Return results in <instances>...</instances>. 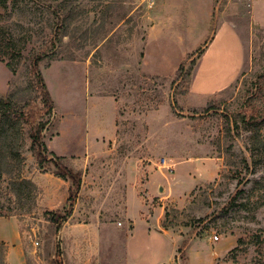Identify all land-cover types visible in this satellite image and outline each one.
Returning <instances> with one entry per match:
<instances>
[{
	"label": "rangeland",
	"instance_id": "1",
	"mask_svg": "<svg viewBox=\"0 0 264 264\" xmlns=\"http://www.w3.org/2000/svg\"><path fill=\"white\" fill-rule=\"evenodd\" d=\"M155 1L0 0V97L14 110L40 105L32 63L44 55L55 110L43 140L82 173L71 205L70 183L39 167L29 126L0 104L11 122L0 136V234L12 243L19 232L27 264H65L66 222L50 220L69 212L73 224H110L104 264H130L127 207L130 249L155 248L141 264H156L158 248L165 264H264V28L249 23L204 52V29L193 43L167 36L147 59ZM9 242L0 237V264Z\"/></svg>",
	"mask_w": 264,
	"mask_h": 264
},
{
	"label": "crops",
	"instance_id": "2",
	"mask_svg": "<svg viewBox=\"0 0 264 264\" xmlns=\"http://www.w3.org/2000/svg\"><path fill=\"white\" fill-rule=\"evenodd\" d=\"M155 2V22L150 28L147 49H149L151 44L152 46L151 49L147 51V59L150 56V53L157 54L158 51L162 50H159V48L161 47V44L165 45L167 43V41H165L167 36H170L168 37L169 39L173 38V42L177 41V43L180 44L183 40L182 38L187 34L189 43H193L196 31L204 29V32L206 33L203 48L204 52L210 40L214 41L217 37L218 39H221L223 35L222 38H224L228 33H235V35L240 33L241 36H243V33L249 31V23L250 28L254 25L264 28V4L262 2L256 3L250 7L246 15H243L242 9H240L245 5L236 1L156 0ZM239 11H241V13ZM217 33H219V36ZM156 39L157 45L154 48L153 44ZM182 42H184V40ZM202 43V41H199L194 48L189 51H187L186 48L181 49V57L179 61H183L187 55L193 53L196 48L202 46ZM129 190H134L133 192L136 195L135 188ZM125 197L127 204V192L125 193ZM139 202L141 203L140 200ZM142 207L144 206L142 205ZM125 216L128 218L129 225H131L128 230L130 240H128L129 243L126 247L128 249H125V255L127 256L126 258L129 260L128 262L130 264H141L140 262L144 261V259L138 256L143 255L144 257L149 258L150 254L155 251V248L141 247L136 248V250L130 249L132 248L130 242H133L134 240V222L128 212V207ZM73 217L74 215L67 219L68 221H66L63 229V239L65 241L66 253L65 264H91L92 261L96 259L99 261V264H104V258L102 257L103 253L108 256L110 252H114V250H112V244H110L111 247L106 248V250L105 248H101L102 243H106L108 241L106 238V229L110 226V224L102 226L98 230L84 224H73L71 222ZM155 231V233H161L163 235L170 233L169 231L161 230L159 228L155 229ZM0 237H2L6 242L12 240L2 234H0ZM12 238L13 242H9L10 244L8 243L9 248L7 253V264H16V261L21 262L20 264H27L25 250L22 245L19 244V232L17 231L16 235ZM144 238V242L149 241L152 243V239L154 237L151 230L148 231ZM158 249H160L159 251H162V255L156 264H165L167 260L166 255L163 254V251L165 250L164 248ZM125 251L124 249L122 250V252Z\"/></svg>",
	"mask_w": 264,
	"mask_h": 264
},
{
	"label": "trees",
	"instance_id": "3",
	"mask_svg": "<svg viewBox=\"0 0 264 264\" xmlns=\"http://www.w3.org/2000/svg\"><path fill=\"white\" fill-rule=\"evenodd\" d=\"M43 56H38L32 63V72L35 76L34 78V87L36 91L40 94L41 104L35 107L25 106L20 110H14L15 104L13 103L12 97L4 99L0 97V104L5 107L12 109L11 112L18 117L20 121H23L27 126H29L30 139L32 141L31 151L33 156L36 158L38 165L41 169L45 168L47 165H52L54 172L53 174L70 183L69 188V202L71 205H74L76 196L79 194L82 186V173L76 171L75 169L69 167L64 162V157L57 156L49 151L47 146L44 143L43 136L46 127L50 123V118L55 110L54 100L46 82L43 78L42 73L39 70V64L43 60ZM185 69L184 65L180 66L179 72H183ZM11 119V117H9ZM11 123L10 120L2 122V116L0 121V136L7 135L8 131L6 130L7 124ZM4 138H1L3 140ZM52 156V157H49ZM69 214L64 216L60 214H53L51 216V222L56 224L57 227H60L64 222L67 221ZM57 264V262H52Z\"/></svg>",
	"mask_w": 264,
	"mask_h": 264
},
{
	"label": "built area",
	"instance_id": "4",
	"mask_svg": "<svg viewBox=\"0 0 264 264\" xmlns=\"http://www.w3.org/2000/svg\"><path fill=\"white\" fill-rule=\"evenodd\" d=\"M218 1H222V2H227V1H236V2H240V3H244V4H247V5H251L253 4L255 1H264V0H218ZM163 164H166V160L164 159L162 161ZM121 225V224H120ZM215 239H218V237L216 236Z\"/></svg>",
	"mask_w": 264,
	"mask_h": 264
},
{
	"label": "water",
	"instance_id": "5",
	"mask_svg": "<svg viewBox=\"0 0 264 264\" xmlns=\"http://www.w3.org/2000/svg\"><path fill=\"white\" fill-rule=\"evenodd\" d=\"M160 190L163 191V188H161Z\"/></svg>",
	"mask_w": 264,
	"mask_h": 264
}]
</instances>
